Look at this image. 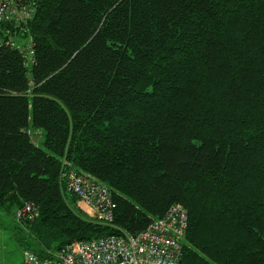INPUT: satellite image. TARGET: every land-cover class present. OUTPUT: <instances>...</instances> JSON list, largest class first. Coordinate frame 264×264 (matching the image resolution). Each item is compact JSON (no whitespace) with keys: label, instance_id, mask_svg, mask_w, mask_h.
<instances>
[{"label":"trees","instance_id":"1","mask_svg":"<svg viewBox=\"0 0 264 264\" xmlns=\"http://www.w3.org/2000/svg\"><path fill=\"white\" fill-rule=\"evenodd\" d=\"M23 2L0 25V212L38 207L12 227L25 249L136 234L180 204L181 264H264V0ZM70 168L106 186L111 224Z\"/></svg>","mask_w":264,"mask_h":264},{"label":"built area","instance_id":"2","mask_svg":"<svg viewBox=\"0 0 264 264\" xmlns=\"http://www.w3.org/2000/svg\"><path fill=\"white\" fill-rule=\"evenodd\" d=\"M26 5L23 0H0V25L11 19L19 22L30 17L33 4ZM26 38L22 51L31 54L32 38ZM60 176L66 189L78 197V203L88 217L101 223H112L114 205L106 186L73 168L63 170ZM37 216L38 207L30 202L15 211V218L21 221H33ZM187 221L186 209L173 204L162 217L154 219L136 234L122 230L89 240H74L58 249L47 250L44 257L24 249L21 264H181Z\"/></svg>","mask_w":264,"mask_h":264},{"label":"rangeland","instance_id":"3","mask_svg":"<svg viewBox=\"0 0 264 264\" xmlns=\"http://www.w3.org/2000/svg\"><path fill=\"white\" fill-rule=\"evenodd\" d=\"M32 139L34 142L41 141L39 136H32ZM15 222H17L15 211L10 215L0 212V264H21L22 262L25 246L19 241L18 235L28 238L25 229L12 228Z\"/></svg>","mask_w":264,"mask_h":264},{"label":"crops","instance_id":"4","mask_svg":"<svg viewBox=\"0 0 264 264\" xmlns=\"http://www.w3.org/2000/svg\"><path fill=\"white\" fill-rule=\"evenodd\" d=\"M79 207H80V204L78 203ZM81 208V207H80Z\"/></svg>","mask_w":264,"mask_h":264}]
</instances>
